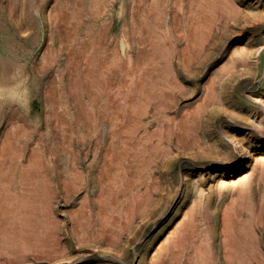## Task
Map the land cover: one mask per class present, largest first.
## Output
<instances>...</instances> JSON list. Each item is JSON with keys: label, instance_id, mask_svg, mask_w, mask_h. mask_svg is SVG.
Wrapping results in <instances>:
<instances>
[{"label": "rangeland", "instance_id": "374dc122", "mask_svg": "<svg viewBox=\"0 0 264 264\" xmlns=\"http://www.w3.org/2000/svg\"><path fill=\"white\" fill-rule=\"evenodd\" d=\"M208 263L264 264V0H0V264Z\"/></svg>", "mask_w": 264, "mask_h": 264}, {"label": "bare ground", "instance_id": "6f19581e", "mask_svg": "<svg viewBox=\"0 0 264 264\" xmlns=\"http://www.w3.org/2000/svg\"><path fill=\"white\" fill-rule=\"evenodd\" d=\"M204 14H205V13H204ZM189 60H190V59H189ZM28 94H30V93L28 92ZM21 95H22V94H21ZM26 96H27V95H26ZM21 97H22V96H21ZM21 99H22V98H21ZM28 100H29V99H28ZM18 101H19V100H18ZM19 102H20V101H19ZM19 104H20V103H19ZM25 107H26V106H25ZM21 108H22V107H21ZM24 109H25V108H24ZM24 109H23V110H24ZM21 113H22V112H21ZM23 114H24V113H23ZM25 115H26V114H25ZM24 177H25V175H24ZM22 179H23V178H22ZM243 179H244V178H243ZM26 181H27V180H26ZM26 181H25V183H26ZM250 185H251V184H250ZM248 186H249V185H248ZM250 189H251V187H250ZM226 224H227V223H226ZM228 225H229V224H228ZM232 226H233V225H232ZM228 227H230V226H228ZM231 232H234V231H232V229H231ZM234 234H236V233H234ZM237 235H238V234H237ZM229 236H230V235H229ZM232 236H233V235H232ZM228 238H229V237H228ZM237 238L239 239V236H238ZM226 239H227V238H226ZM230 240H231V239H230ZM230 240H229V241H230ZM234 241H235V238H234ZM234 241H232V242H234ZM225 242H227V241H225ZM232 242H231V243H232ZM163 245H164V244H163ZM159 253H160V252H159ZM208 254H209V253H208ZM211 255H212V254H211ZM156 260H157V259H156ZM156 260H155V261H156ZM208 264H209V263H208Z\"/></svg>", "mask_w": 264, "mask_h": 264}]
</instances>
